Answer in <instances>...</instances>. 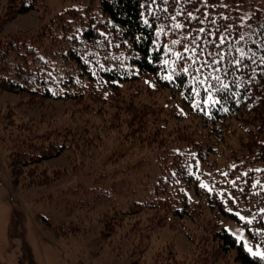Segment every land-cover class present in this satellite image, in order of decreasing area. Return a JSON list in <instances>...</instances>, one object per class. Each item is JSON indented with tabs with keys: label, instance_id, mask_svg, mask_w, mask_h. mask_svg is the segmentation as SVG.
<instances>
[{
	"label": "trees",
	"instance_id": "16d2710c",
	"mask_svg": "<svg viewBox=\"0 0 264 264\" xmlns=\"http://www.w3.org/2000/svg\"><path fill=\"white\" fill-rule=\"evenodd\" d=\"M227 2L98 0L97 13L86 22L59 16L42 25L37 35L0 38V90L52 101L84 97L91 107L99 101L124 106L121 86L152 77L176 99L171 117L190 115L205 128L219 129L225 120L247 122L252 115L250 124L242 128L249 137L237 150L224 143L222 133L215 143L193 141L186 134L183 143H168L156 163L148 164L133 181L123 185L114 177V185H109L95 178L97 182L86 186L85 193L95 192L93 202L95 197L98 202L108 197L113 201L114 196L118 199L113 203L126 205L131 199V206L151 211L152 218L169 225L191 220L205 233L210 231L201 238L204 244L211 238L221 253L234 252L237 264H264V253L251 255L223 226V220L238 223L264 251V43L242 37L255 34L260 26L240 33L237 11L233 3L230 11L224 7ZM41 6L46 7L45 0H10L7 20ZM123 112L137 114L128 126L132 132L144 131L151 116L159 124L151 110L124 107ZM15 138L10 155L14 182L20 174L12 162L19 152L27 160L18 166L27 167L78 149L69 130L57 140L31 130ZM37 139L42 143H35ZM135 167L127 164L119 170L135 175ZM39 175L43 181L31 185L46 186L56 179L48 178L47 172ZM117 183L123 185L118 196L113 191ZM129 208L120 212L128 215ZM237 212L247 218L241 219Z\"/></svg>",
	"mask_w": 264,
	"mask_h": 264
},
{
	"label": "rangeland",
	"instance_id": "374dc122",
	"mask_svg": "<svg viewBox=\"0 0 264 264\" xmlns=\"http://www.w3.org/2000/svg\"><path fill=\"white\" fill-rule=\"evenodd\" d=\"M97 1L45 0L46 7L8 21L10 0H0V38L19 33L37 35L42 25L59 16L86 22L97 13ZM232 3L240 33L254 32L260 26L255 34L242 37L264 43V0H229L224 7L230 11ZM121 88L124 106L99 101L93 107L84 97L52 101L0 90V264H237L234 252L221 253L211 238L202 242L210 231L204 228L205 233L197 223L187 220L169 225L152 218L151 211L131 206V199L126 205L113 203L118 199L114 196L113 201H107L108 197L98 202L95 197L93 202L95 192L85 193V188L97 182L95 178L114 185L111 178L116 177L126 185L148 164L153 166L159 153L167 151L168 143H183L186 134L193 141L215 143L222 133L224 143L237 150L249 137L242 128L250 124L252 115L247 122L228 119L219 129L205 128L190 115L182 118L183 114L177 117L174 113L171 117L169 110L176 99L152 77ZM124 107L151 110L154 118L159 117V124L153 123L151 116L144 131L132 132L128 126L137 114L123 112ZM66 129L74 132L77 151L70 148L58 158L27 167L18 166L27 160L19 152L12 162L20 174L14 182L10 155L11 141L17 142V134L31 130L34 135L46 133L47 139L57 140ZM37 140L34 142L42 143ZM127 164L136 166L135 175L126 176L119 170ZM44 172L50 174L48 178L54 175L55 181L46 186L31 185L43 181L37 177ZM118 183L115 195L123 190ZM121 208H129L131 213L124 215ZM237 215L247 218L241 212ZM223 226L251 255L263 256L262 247L252 243L245 228L230 220H223Z\"/></svg>",
	"mask_w": 264,
	"mask_h": 264
}]
</instances>
